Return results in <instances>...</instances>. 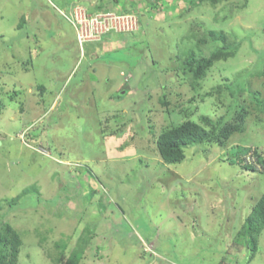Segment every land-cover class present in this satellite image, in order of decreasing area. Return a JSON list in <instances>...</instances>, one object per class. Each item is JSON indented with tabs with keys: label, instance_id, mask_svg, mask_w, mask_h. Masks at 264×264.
<instances>
[{
	"label": "rangeland",
	"instance_id": "374dc122",
	"mask_svg": "<svg viewBox=\"0 0 264 264\" xmlns=\"http://www.w3.org/2000/svg\"><path fill=\"white\" fill-rule=\"evenodd\" d=\"M205 30L240 47L195 79L182 60L215 49ZM263 71L264 0H0V224L23 239L18 264H264V230L256 251L240 234L264 193ZM229 84L243 131L162 160L164 130L234 121Z\"/></svg>",
	"mask_w": 264,
	"mask_h": 264
},
{
	"label": "trees",
	"instance_id": "16d2710c",
	"mask_svg": "<svg viewBox=\"0 0 264 264\" xmlns=\"http://www.w3.org/2000/svg\"><path fill=\"white\" fill-rule=\"evenodd\" d=\"M189 6L196 7L198 4L204 1H209L216 5L225 0H185ZM229 33L223 30H205L198 38V46L202 52V48L209 46H215V49L208 52L209 54H203L204 52L197 53L195 50H190L187 57L182 60V65L193 74L195 79H202L205 77L206 72L212 69L218 62L227 61L236 56L240 44L235 42ZM178 57V56H177ZM261 67L257 70L261 71ZM264 75V71L261 72ZM248 89L251 90V86L248 83L245 84ZM236 86L226 85V89L230 91L235 101L231 106V109L235 111V118L233 122L227 123L220 130V135L210 133L207 129V125H212L211 121L207 118H203L204 124L197 123L194 120H186L177 126H172L160 133L156 140V147L161 156L167 164L177 165L183 163L187 158V152L192 151L196 154L201 148L214 143L221 144L224 142L222 139H228L230 134L235 131H243L245 127V120L250 115L248 107L238 108L235 106L236 99L239 95ZM217 90H222L218 88ZM244 92V91H243ZM211 95H213L211 93ZM164 105H168V102L163 101ZM195 146V147H194ZM251 151V148L247 150V154ZM257 161L263 164L264 161L257 149L255 152ZM245 168L257 170L253 165H245ZM25 194L22 192L18 199ZM2 207L0 205V211ZM2 221V218H1ZM2 224V225H1ZM0 230V264H18L19 255L23 245V239L19 232H17L11 225L1 222ZM264 230V193L252 208V211L245 219L243 226L241 227L240 234L244 237H249V242L252 243L254 251L257 249L258 239L261 232ZM56 259L57 264H79V256L74 255L66 257L63 253Z\"/></svg>",
	"mask_w": 264,
	"mask_h": 264
},
{
	"label": "built area",
	"instance_id": "2783aa9c",
	"mask_svg": "<svg viewBox=\"0 0 264 264\" xmlns=\"http://www.w3.org/2000/svg\"><path fill=\"white\" fill-rule=\"evenodd\" d=\"M79 9H80V7H77L75 9L76 21L78 20L77 10H79ZM100 18H103V20ZM99 20H101V21H99ZM77 22L80 24L82 23V21H80V20H78ZM84 22L88 23L90 26L92 24H95V23L100 24V26L104 25L106 28L105 29L106 32L114 30V31H120L121 33H124V32H132V27L129 28L128 26L129 25L133 26V24L135 23V20L133 21L132 17L128 16V15L121 17V16H117L115 14H98L95 16H90V19L88 20L87 15L84 14ZM82 32H84V31H82ZM96 33H98V31H96ZM90 34L92 35V30L90 31ZM86 37H88V36L87 35L83 36V37L79 36L80 40H86L85 39ZM95 40H92V41H95ZM96 41H98V40H96Z\"/></svg>",
	"mask_w": 264,
	"mask_h": 264
}]
</instances>
